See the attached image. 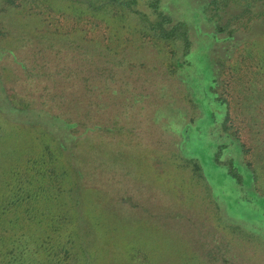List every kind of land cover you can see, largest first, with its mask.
I'll use <instances>...</instances> for the list:
<instances>
[{
	"label": "rangeland",
	"instance_id": "obj_1",
	"mask_svg": "<svg viewBox=\"0 0 264 264\" xmlns=\"http://www.w3.org/2000/svg\"><path fill=\"white\" fill-rule=\"evenodd\" d=\"M36 1L0 11V75L21 88L11 104L19 105L28 93L22 82L28 70L6 48H34L25 42L30 34L34 41L64 42L61 51L46 47L47 58L30 59L28 69L37 70L38 64L51 69L59 65L51 58L56 56L73 66L69 80L56 75L33 88L44 98L64 95L72 108L81 105L80 96L93 97L101 109L94 129L75 135L63 149L39 121H23L0 100V195L10 188L5 181L12 186L26 178L37 194L29 215L23 208L13 215L20 232L44 255L60 252L62 264L86 263L79 251L85 240L89 264H264L262 0L250 1L253 16L260 17L249 29L238 28L229 42L205 18L208 0H160L173 21L188 27L186 57L181 40L158 39L137 13L120 7L92 12L69 0ZM148 1L139 0L135 8L152 19ZM246 1L229 2L225 15L237 13ZM232 42V57L221 60L229 87L215 89L229 101L234 119L223 131L226 107L211 89V58L222 56ZM84 51L90 64L79 67L70 59ZM87 72L97 77L91 84L99 90L82 84ZM101 95L110 100L104 103ZM44 109L61 108L47 103ZM229 159L235 160L231 166ZM247 163L259 167L258 190ZM88 226L94 227L92 241Z\"/></svg>",
	"mask_w": 264,
	"mask_h": 264
},
{
	"label": "trees",
	"instance_id": "obj_2",
	"mask_svg": "<svg viewBox=\"0 0 264 264\" xmlns=\"http://www.w3.org/2000/svg\"><path fill=\"white\" fill-rule=\"evenodd\" d=\"M70 2L74 1L79 3L84 10L89 11H106L109 8L120 7L121 9L126 10L128 13H137L138 18L141 20L140 22L144 24L151 32L152 35L157 37L158 39L164 41H172V40H181L182 41V56L186 57L189 55L191 41L189 39L188 27L184 21L177 20L173 21L169 14L165 13L160 6V0H150L147 3L148 8L151 10V13L154 15L152 19L147 18V16L140 11H137L135 6L139 3V0H69ZM233 0H208L203 6V14L205 18L213 22L216 25V30L224 33L222 36V40H227L228 42L233 40L235 37L234 33L240 27L250 28L248 27L249 23L255 17H260V14H255L253 16L252 7L253 4L248 0L246 1V6L239 10L237 13L225 15L226 13H230L227 9L229 6V2ZM73 3V2H72ZM262 5L264 6V0H262ZM27 4H37L36 0H0V11H7L9 7H23ZM35 11V10H30ZM38 12V11H37ZM35 12V13H37ZM39 13V12H38ZM235 26V27H232ZM3 31H0V35ZM25 42H29V46H34L32 49L18 48L14 50L12 48H6V50L15 58L18 62V65L24 70H28L27 74H25V79L22 82H26L25 88H28V93L25 95H21L22 99L17 105V102L11 104L10 97L12 95H19L21 92V88L18 87V84L12 83L10 81L3 80L4 78L0 75V95L4 98L0 97V100L6 106L10 105L9 108L14 111H19L21 114L23 121L27 122L30 120V123L37 122L39 126H45V132H48L51 137L54 138L59 145L62 146L63 149H66L68 146V140L75 139V135L81 136L82 133H90L96 124H98V115L100 114L99 110L101 109V102L94 99L93 97H79V106L77 107H69L67 98L64 95L52 93L46 94V98L43 97V94L33 88L34 84H38L44 80H50L51 77L60 76V79L66 81L69 80L73 75V66H70L72 63L61 62L60 59L56 57H51L54 61H59V65L56 64L51 69L46 65L42 66L38 64L36 69L29 68L28 69V61L32 58L38 59L39 57H45L46 55V47H54L58 48L57 51H61V45L64 41L61 39H57V37H50L45 41H34L36 39L31 38L30 34H28L25 38ZM48 43H47V42ZM24 42V43H25ZM235 48V44L233 42L229 45L230 49L227 47L223 51L222 56H212L211 63L213 67V75L211 79V89H214V96L219 103V105H224L226 110L224 112V118H222L220 122L221 129L223 131H227L233 122V116L231 112L227 109L229 106V101L227 98L223 97L220 93H217L215 90L217 87H222V89H228L229 85L226 84L225 80L222 78L224 73L223 65L221 64V60L225 57H232L233 49L231 50V46ZM44 46V47H43ZM25 50V51H24ZM1 52V51H0ZM32 52L31 54H29ZM248 52V51H247ZM246 52V53H247ZM84 52L82 55H78L77 57L74 55L71 61L74 63L77 60L76 64H79V67H84L85 65L90 64L87 62V58L84 56ZM40 54V56H39ZM43 54V55H41ZM22 55V56H21ZM248 56V54H241V56ZM21 56V57H20ZM78 57L82 59V61H78ZM83 57V58H82ZM50 58V57H48ZM52 61V60H51ZM61 63L63 65H61ZM181 65V62H177L176 66ZM35 67V66H34ZM96 73V72H95ZM49 74V75H48ZM88 75V76H87ZM87 75H83L81 77V81L85 86L93 90H99L95 84H91V82L97 77H92L87 72ZM3 78V79H2ZM94 82V81H93ZM7 83L9 85H7ZM67 84V83H66ZM8 86V88L4 86ZM67 86H71L67 84ZM47 85L42 84L41 89L43 91H47ZM36 88V87H35ZM23 89V88H22ZM45 89V90H44ZM216 91V92H215ZM53 92V88L52 91ZM222 93V91H221ZM99 95V94H98ZM102 96V95H101ZM24 97V98H23ZM26 98V99H25ZM103 102L105 103L110 98H106L105 95L102 96ZM115 102V100H114ZM122 104L125 103V100L121 101ZM50 104V106L60 107L61 109H56L53 111H48L44 109V105ZM77 105V103H75ZM26 105V106H25ZM99 113V114H98ZM214 118V116H213ZM62 121V122H61ZM217 121V117L212 120V123ZM41 124V125H40ZM86 135V134H83ZM237 137V136H236ZM80 138V137H79ZM75 141V140H73ZM67 145V146H66ZM218 149L216 152V160L219 161V153L222 149V144H217ZM240 149L244 153H246L245 144L240 143ZM71 152H73L71 150ZM234 159H229L225 161L228 162L229 165L233 163ZM235 161V160H234ZM238 162V161H237ZM239 164V162H238ZM247 168L252 172L254 179V186L257 189L255 183L259 180V167L258 165L246 164ZM233 175H237L235 171H233ZM237 179L241 183L240 176L237 175ZM6 182V185L9 183V187L5 192L0 195V218H5L4 222L0 221V264H62L61 259L59 258L60 252H54L53 254L46 256L41 253L40 249H37L34 242L31 240V236L26 232H20L19 224L16 222L17 218H14L13 215L17 214V212H21V208H23V212L25 215H29L31 213L29 209V204L31 200L37 195L35 191L30 187L29 181L24 179L22 182L17 181L10 185V182ZM258 190V189H257ZM80 217L83 218V214L81 209L79 210ZM85 221V219H83ZM17 223V225L15 224ZM85 223V222H84ZM86 224V223H85ZM86 234L91 233L90 240H94L93 226H88L86 228ZM86 237L88 235H85ZM88 243L85 240L84 242L79 243V251L81 254V263L82 258L86 257V263L89 264V251H88ZM60 250H65V248H61ZM59 250V251H60ZM67 253V250H65ZM69 253V251H68ZM83 264V263H82Z\"/></svg>",
	"mask_w": 264,
	"mask_h": 264
}]
</instances>
